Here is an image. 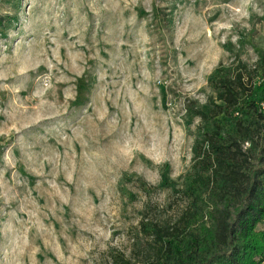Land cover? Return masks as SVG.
<instances>
[{
    "label": "rangeland",
    "instance_id": "obj_1",
    "mask_svg": "<svg viewBox=\"0 0 264 264\" xmlns=\"http://www.w3.org/2000/svg\"><path fill=\"white\" fill-rule=\"evenodd\" d=\"M261 55L264 0H0V264H142L141 222L186 206L188 109Z\"/></svg>",
    "mask_w": 264,
    "mask_h": 264
},
{
    "label": "trees",
    "instance_id": "obj_2",
    "mask_svg": "<svg viewBox=\"0 0 264 264\" xmlns=\"http://www.w3.org/2000/svg\"><path fill=\"white\" fill-rule=\"evenodd\" d=\"M210 84L216 100L188 109L203 128L186 206L173 219L141 222L142 264L264 262V55L253 68H217Z\"/></svg>",
    "mask_w": 264,
    "mask_h": 264
}]
</instances>
